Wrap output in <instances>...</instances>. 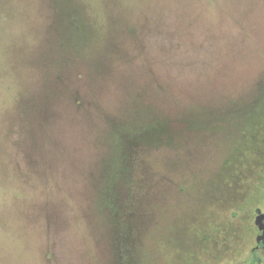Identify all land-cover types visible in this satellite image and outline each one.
Here are the masks:
<instances>
[{"label":"rangeland","instance_id":"374dc122","mask_svg":"<svg viewBox=\"0 0 264 264\" xmlns=\"http://www.w3.org/2000/svg\"><path fill=\"white\" fill-rule=\"evenodd\" d=\"M262 212L264 0H0V264H250Z\"/></svg>","mask_w":264,"mask_h":264},{"label":"flooded vegetation","instance_id":"af4514ba","mask_svg":"<svg viewBox=\"0 0 264 264\" xmlns=\"http://www.w3.org/2000/svg\"><path fill=\"white\" fill-rule=\"evenodd\" d=\"M261 232V231H260ZM262 234V232H261ZM261 234L258 236V238L261 236ZM258 240V239H257ZM264 249V240H262L260 243L257 241V246L254 247L251 251V261L249 262L250 264L256 263L257 261H261V257L259 256V250ZM257 256V260H255V255Z\"/></svg>","mask_w":264,"mask_h":264},{"label":"water","instance_id":"95a60500","mask_svg":"<svg viewBox=\"0 0 264 264\" xmlns=\"http://www.w3.org/2000/svg\"><path fill=\"white\" fill-rule=\"evenodd\" d=\"M256 224L259 230L262 232L261 236L258 238V242L260 243L262 240H264V212L257 215Z\"/></svg>","mask_w":264,"mask_h":264},{"label":"trees","instance_id":"16d2710c","mask_svg":"<svg viewBox=\"0 0 264 264\" xmlns=\"http://www.w3.org/2000/svg\"><path fill=\"white\" fill-rule=\"evenodd\" d=\"M254 256H255V260H257L258 258H257V256H256V254H255Z\"/></svg>","mask_w":264,"mask_h":264}]
</instances>
